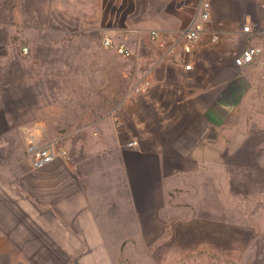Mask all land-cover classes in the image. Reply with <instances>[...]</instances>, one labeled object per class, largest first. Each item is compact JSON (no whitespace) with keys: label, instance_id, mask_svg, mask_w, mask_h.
Returning a JSON list of instances; mask_svg holds the SVG:
<instances>
[{"label":"crops","instance_id":"1","mask_svg":"<svg viewBox=\"0 0 264 264\" xmlns=\"http://www.w3.org/2000/svg\"><path fill=\"white\" fill-rule=\"evenodd\" d=\"M109 1L0 0V264H157L149 253L168 230L169 184L207 167L242 184L197 198L216 238L224 228L264 232V55L235 65L248 46H264V0H211L194 44L183 33L203 0H149L163 41L147 48L125 37L131 59L101 46H120L113 38L133 11L115 0L113 17ZM148 76L151 89L132 93ZM114 87L129 89L116 100ZM88 102L113 107L92 119ZM31 141L54 159L35 167Z\"/></svg>","mask_w":264,"mask_h":264},{"label":"rangeland","instance_id":"2","mask_svg":"<svg viewBox=\"0 0 264 264\" xmlns=\"http://www.w3.org/2000/svg\"><path fill=\"white\" fill-rule=\"evenodd\" d=\"M58 1L61 3L64 2L63 7H66L68 0H30V2L37 4H52L54 2V7L57 5ZM129 1L126 0L124 3L125 9L126 7H131L133 11L127 14L125 24L121 26L122 28L120 27L121 29L117 32V36L113 38L115 44H120V46L125 45L132 49L123 39L127 37L132 40L138 37L144 47H157L155 41L161 42L163 40L161 34H159V40L152 39V32H154V30L151 27L152 25L150 26L148 23L149 0H133V5L131 0ZM157 1L160 3V0ZM203 1L211 2V0ZM109 2L111 14L114 17L119 13V7H121L119 5L122 3L120 4L119 1L116 2L115 0H110ZM92 6L95 5L92 4ZM81 7L82 5L76 2V11H80L79 9H81ZM54 12L63 18L68 17L67 13L62 9H56ZM147 26H150L148 37L141 39L140 35L142 34L140 29ZM76 27L81 29L80 25ZM81 34H84L82 30L76 33L77 36ZM183 37L186 40L184 33ZM105 41L104 39L101 41V46L105 47L103 44ZM75 46L81 47L84 45L76 40ZM120 46L113 44L112 48L116 50ZM116 53L118 57L123 59H131L133 57V54L131 57L121 56L118 54L117 50ZM123 63L126 64V62ZM183 63L187 65L190 63V60H184ZM143 79H151V77L148 76ZM80 88L76 89L79 95L84 90L82 86ZM128 89L125 87H114L108 90L112 97L118 100L117 95H121ZM162 95L163 93H158L159 97H162ZM169 100L170 98H168L167 103ZM85 105L88 108L86 113L92 114V119L95 118L97 114L100 115L101 113L103 114L104 111H110L113 107L111 103L105 105L103 109H101L102 106L97 103L89 104L88 102ZM223 154L225 156L228 155L227 153ZM237 154L235 159H245L244 153ZM217 174L218 173L213 172V170L208 167L197 174L199 177L177 173L169 184L167 189L168 211L166 212L168 230L166 236L160 239L155 245V248L149 253V255L155 254L157 264H264V232L254 230V227H252L251 231H233V229L229 230L228 228H224V231L220 232L221 239H217L218 233L212 231L211 225L206 224L203 217L196 215L197 207H201L202 205V200H197V198L202 197V193L209 192L211 194L212 191L219 190L220 193L223 194L237 190L235 189L237 186L242 187V184L228 183L229 177L234 175L233 172L228 173V169H224V172L220 174L226 176L221 178V180L217 178L221 177ZM201 177L206 181L204 184H201V181L199 182ZM244 179L245 178L242 177L240 180L243 181ZM214 180L215 183L213 182ZM219 244L221 247L217 246ZM137 250H142V248L138 247Z\"/></svg>","mask_w":264,"mask_h":264},{"label":"built area","instance_id":"3","mask_svg":"<svg viewBox=\"0 0 264 264\" xmlns=\"http://www.w3.org/2000/svg\"><path fill=\"white\" fill-rule=\"evenodd\" d=\"M200 20L194 21L191 27L184 33L186 40L190 44H194L200 40L203 34L206 32V22L211 19V4L210 2H203L200 8ZM245 34H251L252 28L251 25H245L243 28ZM152 39L158 40L159 33L152 32ZM220 40L219 35H213V43H217ZM105 47L110 48L113 46V42L110 39H107L104 43ZM119 55L124 57H131L132 51L127 49L125 46H120L117 49ZM25 53L28 52V49L25 48ZM264 55V46H248L245 48L239 56L235 58V65L241 68L247 67L250 64L254 63L258 58ZM191 65H187L186 69L190 70ZM151 89L150 79H143L140 81L132 90V93L136 95H143ZM137 145V141H132L128 144L129 147H134ZM28 153L32 157L35 167H41L47 163H50L54 159V152L51 149V146L47 145L44 147H39L35 141H31L28 148Z\"/></svg>","mask_w":264,"mask_h":264},{"label":"trees","instance_id":"4","mask_svg":"<svg viewBox=\"0 0 264 264\" xmlns=\"http://www.w3.org/2000/svg\"><path fill=\"white\" fill-rule=\"evenodd\" d=\"M96 90H97V93H98V94H100V92H99V90H100V89H99V88H97Z\"/></svg>","mask_w":264,"mask_h":264}]
</instances>
